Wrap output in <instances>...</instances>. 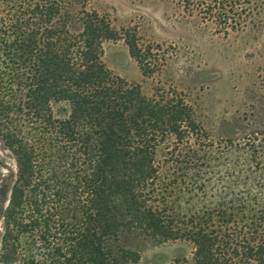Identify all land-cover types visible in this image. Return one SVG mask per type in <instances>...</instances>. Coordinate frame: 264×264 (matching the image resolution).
Listing matches in <instances>:
<instances>
[{
    "label": "trees",
    "instance_id": "trees-1",
    "mask_svg": "<svg viewBox=\"0 0 264 264\" xmlns=\"http://www.w3.org/2000/svg\"><path fill=\"white\" fill-rule=\"evenodd\" d=\"M91 1L0 0V142L16 165L0 264H136L133 231L190 242L195 264H264V110L213 139L183 95L108 69L104 44L124 39L145 78L158 71Z\"/></svg>",
    "mask_w": 264,
    "mask_h": 264
},
{
    "label": "rangeland",
    "instance_id": "rangeland-1",
    "mask_svg": "<svg viewBox=\"0 0 264 264\" xmlns=\"http://www.w3.org/2000/svg\"><path fill=\"white\" fill-rule=\"evenodd\" d=\"M90 8L150 49L158 71L145 78L124 39L104 44L108 69L148 95L157 89L183 95L213 139L237 136L254 107L264 110V0H92ZM15 168L0 142V215ZM121 241L139 254L136 264H195L187 241L160 243L138 231L122 233Z\"/></svg>",
    "mask_w": 264,
    "mask_h": 264
}]
</instances>
